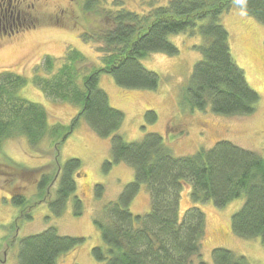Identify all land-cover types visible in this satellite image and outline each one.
Masks as SVG:
<instances>
[{
  "label": "trees",
  "instance_id": "1",
  "mask_svg": "<svg viewBox=\"0 0 264 264\" xmlns=\"http://www.w3.org/2000/svg\"><path fill=\"white\" fill-rule=\"evenodd\" d=\"M165 1L157 5L152 1L147 11L127 8L123 0H113L112 4L109 0H86L87 11L104 8L109 25L102 32L81 33L85 42L96 45L102 66L86 65L87 59L70 49L61 59L46 56L43 75L35 73L32 78L49 98L80 105L69 124H51L45 107L20 95L27 84L24 75L0 71V149L6 139L22 135L35 149L50 143L41 151L53 156V163L33 169L0 156V176L5 181L28 179L37 190L34 197L27 198L22 191L25 186L18 182L9 186L13 203L21 209L20 217H32L28 208L36 199L48 203L60 216L73 197L75 214L83 213L75 179L81 161L70 158L60 163L62 145L83 121L97 135L111 138L112 159L105 162L106 166L125 162L134 168V180L95 217L104 242L93 248L98 264H191L195 256L201 257L204 212L192 205L179 218L181 190L187 184L192 187L195 201L213 199L223 207L243 198L242 207L233 214V231L246 239L261 237L264 243V155L222 140L208 150L175 156L157 133L127 142L119 134L125 114L112 107L108 93L99 86L101 73H107L120 87L157 89L160 77L146 69L142 59L154 52L178 54L179 49L169 40L171 34L199 35L203 42L193 48L202 58L194 65L184 90L185 99L195 109L211 107L214 113L225 116L255 112L260 96L249 86L244 70L232 56L222 16L238 7L264 23V0ZM57 60L62 61L58 69ZM147 117L153 122L157 114L147 111ZM57 174L58 186L52 198L47 191ZM0 185L7 186L6 182ZM142 185L149 193L151 210L133 214L131 204ZM96 190L98 196L105 191L102 184ZM84 241V237L63 236L50 227L21 239L18 261L57 264L63 253ZM212 255L214 264H250L246 256L225 248H214Z\"/></svg>",
  "mask_w": 264,
  "mask_h": 264
},
{
  "label": "rangeland",
  "instance_id": "2",
  "mask_svg": "<svg viewBox=\"0 0 264 264\" xmlns=\"http://www.w3.org/2000/svg\"><path fill=\"white\" fill-rule=\"evenodd\" d=\"M110 4L113 0H109ZM127 8L133 10L150 9L165 0H123ZM86 0H77L69 6L66 0H41L39 21L36 26L0 42V71H11L24 75L27 84L20 95L32 102L41 104L49 113L50 123L69 124L79 112L80 105L49 98L33 83L35 73L43 75L46 56L61 59L70 49L79 51L86 59V65L102 66V57L96 45L85 42L82 32L98 33L109 28L104 18V8L85 10ZM145 7V8H144ZM44 11V12H43ZM43 12V14H42ZM222 23L229 33L231 53L237 65L244 70L249 86L260 96L254 113L250 115L225 116L216 114L211 107L198 110L185 99L184 90L193 72L194 65L202 58L193 48L202 44L199 35L185 33L171 34L169 40L178 49L171 55L154 52L142 59L144 67L160 77L157 89H131L118 86L113 76L100 75V87L109 97L112 107L125 114L124 123L119 130L125 141L141 140L148 133L163 137L165 145L175 156H188L201 149H210L219 141L225 140L243 149L264 155V23L246 11L232 7L222 16ZM57 60L55 68L61 65ZM147 111L157 114L150 121ZM50 147L44 142L38 149L31 147L24 136L6 139L0 149V156L33 169L53 163V156L44 155L41 150ZM1 158V157H0ZM70 158L81 161V168L75 174L76 195L83 201V213L75 214L73 197L68 200L65 210L58 216L46 202H32L29 216H21V209L13 203L9 186H25V196L34 197L36 187L28 179L4 180L0 176V264H19L18 253L22 238L55 227L63 236L84 237L85 241L63 253L57 264H98L93 255L95 246L103 245L100 228L95 217L110 201L116 200L123 188L135 178L134 168L125 162L106 166L112 159L111 138L97 135L83 121L62 145L60 163ZM54 166L52 172L55 173ZM18 180V181H17ZM59 176L49 187V195L54 198ZM102 184L104 193L97 195L96 186ZM34 185V186H33ZM48 195V196H49ZM36 203V204H35ZM244 203L236 199L226 206L219 207L213 199L195 201L191 185L181 190L179 218L195 205L205 214V231L201 241V257L195 256L191 264H214L212 250L225 248L248 258L250 264H264V243L261 237L246 239L233 231V214ZM151 210V200L147 188L142 185L131 204L133 214H146Z\"/></svg>",
  "mask_w": 264,
  "mask_h": 264
},
{
  "label": "flooded vegetation",
  "instance_id": "3",
  "mask_svg": "<svg viewBox=\"0 0 264 264\" xmlns=\"http://www.w3.org/2000/svg\"><path fill=\"white\" fill-rule=\"evenodd\" d=\"M40 1L0 0V42L37 25ZM75 1L66 0L69 6H73ZM0 261L3 260L0 258Z\"/></svg>",
  "mask_w": 264,
  "mask_h": 264
},
{
  "label": "crops",
  "instance_id": "4",
  "mask_svg": "<svg viewBox=\"0 0 264 264\" xmlns=\"http://www.w3.org/2000/svg\"><path fill=\"white\" fill-rule=\"evenodd\" d=\"M110 98V97H109ZM86 127H87V124H86Z\"/></svg>",
  "mask_w": 264,
  "mask_h": 264
}]
</instances>
